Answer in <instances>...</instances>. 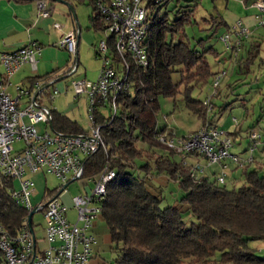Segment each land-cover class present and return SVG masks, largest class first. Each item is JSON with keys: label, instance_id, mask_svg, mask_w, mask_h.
Masks as SVG:
<instances>
[{"label": "trees", "instance_id": "1", "mask_svg": "<svg viewBox=\"0 0 264 264\" xmlns=\"http://www.w3.org/2000/svg\"><path fill=\"white\" fill-rule=\"evenodd\" d=\"M89 1L96 6L100 0ZM161 1L167 4L169 0H145L148 28L143 45L147 63L142 65L128 57L129 88L119 94L116 112L113 115L95 112L94 121L101 123L105 149L100 146L83 160L85 177L99 173L106 165L115 171L101 199V212L115 251L114 264H264V248L261 256L250 244L251 240H264V174L256 166H243L244 182L237 187H227L217 181L216 175L213 178L195 175L191 165L179 164L168 154L156 156L154 165L148 161L140 164L148 173L153 169L178 180L184 191L179 200L197 218L190 225H186L178 204L161 206L162 197L148 188L146 178L130 170L133 160L144 153L150 154V148L155 145L174 152L156 137L165 129V126H157L160 94L172 96L183 85L186 106L203 119V126L215 125L208 115L215 106L212 93L209 102L204 103L205 97L192 96L190 90L201 87L211 75L214 77L219 72L212 69L207 58L209 52L216 50L202 39L194 44L183 39L174 41L173 32L185 21H191L195 3L174 0L175 17L170 18L168 12L160 14ZM89 19L94 27H107L101 11L90 14ZM106 40L109 54L118 59L115 35L108 34ZM239 44H231V49ZM254 47L258 50V43ZM173 71L180 72L178 81L172 79ZM54 75L53 72L37 73L29 78L46 81ZM44 85L50 88L52 83ZM212 92L215 94L216 89ZM50 109L54 130L87 132L76 119ZM56 189L49 190V195L54 196ZM28 214L10 196L7 184L0 183V219L8 230L17 231ZM3 260L0 250V262Z\"/></svg>", "mask_w": 264, "mask_h": 264}, {"label": "built area", "instance_id": "2", "mask_svg": "<svg viewBox=\"0 0 264 264\" xmlns=\"http://www.w3.org/2000/svg\"><path fill=\"white\" fill-rule=\"evenodd\" d=\"M256 5L262 11L256 14L258 24H264V17L261 15L264 13V3L258 1ZM98 6L108 23L105 29L108 34L115 35L114 47L118 59L109 54L107 40L102 38L97 49V54L102 56L97 78L91 80L72 77L65 84V90L71 88L75 95L84 94L88 100L92 125L85 133L54 130L51 126V109L40 101L42 92L47 88L45 82L53 83L57 76L77 69L78 41L75 29L61 34L57 41V46L69 53V63L59 74L46 81L29 78L25 81L26 86L13 81L14 74L24 64H28L34 74L37 72V54L40 52L38 44H23L13 50L0 52V183L7 184L10 196L26 211H41L45 219L44 234L41 237L36 235L33 228L32 215V229L28 214L15 232H10L0 219V250L4 259L0 264H86L92 255L91 243L94 237L87 229L92 225V219L101 211V199L106 194L108 182L115 176L114 169L106 165L99 173L85 177L95 184L91 192L85 190L72 197L73 206L77 209L74 221L69 219L67 206L57 195L42 197L36 202L32 200L35 181L29 173L49 171L65 183L83 177L84 157L100 146L105 149L100 132L101 123L94 121L95 112L101 111L100 107L106 105L109 106L110 115L116 112L119 94L129 88L128 57L142 65L148 61L143 45L148 28L145 0H100ZM38 7L43 16L49 15L43 0L38 1ZM53 24L60 26L56 21ZM232 29L236 33V44L249 33V29L241 21L233 24ZM221 38L226 47H231L228 33ZM117 61L122 64L121 74L116 68ZM224 73L221 70L214 75L213 91ZM60 91L57 86L49 88V97L52 99ZM209 96L205 97L204 103L209 102ZM37 123L44 124L42 131L38 130ZM48 125L52 130L48 129ZM250 136L255 138L257 134L251 132ZM157 139L180 153L203 155L209 163L220 162L223 167L226 166L224 160L227 158L238 165L252 160V155L241 158L232 152L233 142L228 131L215 125H204L180 138L160 133ZM15 141L22 143L15 147ZM191 168L195 175L203 174V166L191 164ZM16 178L18 184L15 183ZM216 179L219 183L225 181L224 169L216 175ZM93 201H97L98 205L90 206ZM42 240L45 245L40 244Z\"/></svg>", "mask_w": 264, "mask_h": 264}, {"label": "rangeland", "instance_id": "3", "mask_svg": "<svg viewBox=\"0 0 264 264\" xmlns=\"http://www.w3.org/2000/svg\"><path fill=\"white\" fill-rule=\"evenodd\" d=\"M34 1L37 2V0ZM47 1L52 4L65 6V15H60H62L63 19L65 16L70 17V20L72 19L73 11L72 17L66 14L67 10L71 9L68 4H62L53 0ZM258 1L264 3V0H191V3H195L190 16L191 21H185L180 29L174 31L172 39L174 41L179 39L187 40L191 44L202 39V42L206 45H213L216 51L207 54L208 61L213 70H224L225 73L219 78L215 94H211L214 88L212 86L213 76L211 75L204 85L193 87L190 90L191 95L204 98L211 94L215 106L212 111H209L208 115L212 123L229 132L228 134L233 142L231 150H240L242 158H246L251 152L250 148L253 147L254 151L252 150V154L259 158V164L254 162L253 165L251 163L247 167L253 168L256 166L259 172L264 174V24H258L256 14L262 12L256 5ZM73 2V10L78 23L82 27V31L106 38L109 33L107 29L94 27L89 19L90 14L100 11L98 3L95 6L89 0H73ZM161 3L160 14L168 12L170 18L175 17L173 5L176 2L169 0L167 4L162 1ZM180 3H186V1L182 0ZM56 12L62 13L59 9H56ZM261 15L264 17V13ZM237 21H241L249 29V33L243 37L241 44L231 49V47H226L221 36L228 33L231 44H236L237 37L232 26ZM167 37L169 38L170 35L168 34ZM255 43H258V50L254 47ZM61 51L69 55L67 51ZM65 58L68 59L69 57ZM101 65L102 56L95 52L94 45H87L83 42L79 52L77 69L72 74L60 78L50 85V88L57 86L61 91L56 93L51 99L49 97V88L47 87L42 92L40 101L49 108L62 111L71 118L76 119L88 131L92 125L89 117L88 100L84 94L75 95L71 88L65 90V84L70 82L72 77L96 79ZM116 68L118 69V73L121 74V62H116ZM179 78L180 72L173 71L172 79L178 81ZM21 83L24 86L27 84L26 82ZM183 88V85H180V91H177L172 96H165L163 94L158 96L159 105L156 110L157 126L159 128L165 126V129L158 134L166 133L167 137L180 138L203 126V119L186 106L182 92ZM222 106L223 108H220ZM100 110L106 115L110 114L108 105L100 107ZM37 128L39 131H42L44 126L41 123H37ZM48 129L52 130L50 125H48ZM235 129H237L236 132H234ZM251 132H255L257 136L251 138ZM157 141L161 142L159 139ZM21 143V141H15L14 145L16 147L21 145ZM161 143L164 144L163 142ZM142 144V142H139V145ZM173 150L174 152L170 153L161 146L155 145L150 148V154L144 153L142 157L135 158L130 170L134 174L146 178L148 188L162 197L161 206L169 203L178 204L183 210L182 215L186 225H190L191 222L197 221V218L190 209L186 208L187 205L185 203L180 202L179 198L184 191L179 187L178 180L168 177L165 173L158 174L153 169L152 172L148 173L140 164L148 161L151 165H154L156 156L168 154L172 160L179 164H198L199 166H203L205 168V173L203 174H206L210 178H213L220 170L217 162L209 163L203 155L183 154L176 149ZM241 166L243 165H238L235 173H232V168L224 167L228 175L222 184H225L227 187L241 185L244 182L243 167ZM38 172H40L38 178H35L37 196H42L43 192L57 188V193L55 192L54 195H57L67 206L68 217L74 221L77 217V209L73 206L72 197L83 193L85 190L91 192L95 184L94 181L91 179L86 180L85 176L75 178L70 180L59 191L65 181L49 171ZM34 173L29 174L33 176ZM15 183L18 184V178L15 179ZM94 205H98V202L93 201L90 204V206ZM32 220L36 235L43 236L45 219L42 212L35 211L32 214ZM91 222L92 225L87 231L93 235L94 241L91 243L92 255L88 258L86 264H114L115 251L112 248L109 227L102 212L99 211ZM80 223L82 222L80 221ZM40 244L45 245V241L42 240ZM250 244L258 255H263L264 240H251Z\"/></svg>", "mask_w": 264, "mask_h": 264}, {"label": "crops", "instance_id": "4", "mask_svg": "<svg viewBox=\"0 0 264 264\" xmlns=\"http://www.w3.org/2000/svg\"><path fill=\"white\" fill-rule=\"evenodd\" d=\"M38 1L34 0H0V52L6 50H13L20 45L36 43L40 46V52L37 54L38 57V66L37 73H46L53 72L54 74H59L64 66L69 63L70 55L65 54L63 49L57 46V41L59 40L61 34L67 32L68 30H76V21L71 16L70 10L66 12L67 15L71 16L63 19L62 15H65L66 7L63 5L52 4L47 0H43L45 7L49 9V15L43 16L41 14V9L38 7ZM57 1V0H53ZM73 2V0H68ZM59 3L65 4L61 1ZM56 9L62 11V13L56 12ZM62 14V15H60ZM61 19V20H60ZM63 19V21H62ZM59 22L60 26L56 27L53 23ZM89 28V27H87ZM102 39L101 36L97 34L92 35L90 33H84L80 25L79 36L77 37V60L79 64V52L81 50V45L84 43L94 45L95 52L97 53L98 43ZM57 48V49H56ZM41 59H40V58ZM65 57H69L68 59ZM67 59V60H65ZM63 69L60 70V68ZM78 67V66H77ZM2 70V66L0 71ZM60 70V71H59ZM34 73L31 71V68L28 64H24L13 76L14 82H25L32 76ZM13 90V88H12ZM78 98V97H77ZM43 126L44 124L41 123ZM237 131V129H235ZM251 152L249 155H252V160L245 162L243 166H249V164L255 162L259 164V158L252 154L253 147H251ZM232 151V150H231ZM237 153L241 158V151H232ZM248 155V156H249ZM259 156V155H258ZM245 158V157H244ZM226 166L232 168V173H235L236 168L238 167L237 163H234L231 159L227 158L224 160ZM219 170L224 169L222 163L217 162ZM225 166V167H226ZM241 166V167H243ZM205 168L203 170V173ZM219 171V172H220ZM225 171V170H224ZM218 172V173H219ZM40 172H35L33 178H38ZM206 175V174H205ZM217 175V174H216ZM228 173L225 172V178ZM41 196H37L36 191L32 195V200L34 202L40 200L42 197H51L48 192H43Z\"/></svg>", "mask_w": 264, "mask_h": 264}, {"label": "water", "instance_id": "5", "mask_svg": "<svg viewBox=\"0 0 264 264\" xmlns=\"http://www.w3.org/2000/svg\"><path fill=\"white\" fill-rule=\"evenodd\" d=\"M57 1H61V2L65 3V4H68V5L71 7L70 10H71V12L73 11V18H74L75 21H76V15H75V13H74L72 3H71L70 1H68V0H57ZM79 31H80V24L76 21V33H77V37L79 36ZM74 71H75V68L72 69V70H71L70 72H68V73H64V74H61V75L57 76L55 80H58V79L63 78V77H65V76H68V75L72 74ZM66 185H67V182L64 183V184L62 185V187L59 189V191L62 190ZM59 191H58V192H59ZM34 211H35V210L33 209V210L29 213V215H28V222H29V224H30V228H31V229H32V226H31V215H32V213H33Z\"/></svg>", "mask_w": 264, "mask_h": 264}]
</instances>
